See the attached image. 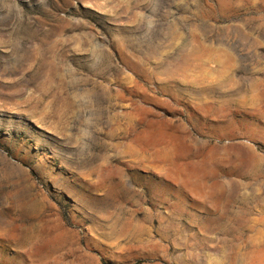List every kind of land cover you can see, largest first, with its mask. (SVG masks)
I'll return each mask as SVG.
<instances>
[{"label": "rangeland", "instance_id": "374dc122", "mask_svg": "<svg viewBox=\"0 0 264 264\" xmlns=\"http://www.w3.org/2000/svg\"><path fill=\"white\" fill-rule=\"evenodd\" d=\"M0 264H264V0H0Z\"/></svg>", "mask_w": 264, "mask_h": 264}]
</instances>
